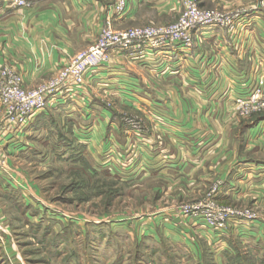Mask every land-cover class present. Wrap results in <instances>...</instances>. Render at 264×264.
Listing matches in <instances>:
<instances>
[{"label": "crops", "instance_id": "crops-1", "mask_svg": "<svg viewBox=\"0 0 264 264\" xmlns=\"http://www.w3.org/2000/svg\"><path fill=\"white\" fill-rule=\"evenodd\" d=\"M116 1L33 0L32 8L15 12L9 7L13 0H0V63L14 61L27 82H38L62 66L66 55L85 48L108 14L116 27L125 28L165 23L180 9V0H127V9L120 15L113 7ZM238 1L245 7L257 2ZM112 54L116 58L93 71L83 91L54 97L25 129L6 127L0 134L6 157L0 155V185L19 189L29 209L44 211L42 197L8 162L27 155L34 139L27 137L47 130L45 119L61 110L58 126L71 134L73 125L75 137L95 161L107 154L113 160L127 154L133 165L128 180L138 175L178 180L191 176L199 186L197 198L209 178L219 173L224 179L220 200L255 197V205L263 206L264 115L240 125L245 129L242 153L236 149L227 116L236 97L248 95L255 86L264 87V8L243 12L234 32L217 26L198 29L190 47H146L141 55L131 50ZM98 93L111 95L117 106L143 114L150 132L141 138L125 131L117 119L119 109ZM217 156L225 160L214 169ZM168 210L131 222L129 228L149 241L187 244L195 259L207 254L216 264L223 263L229 238H239L243 244L250 237L264 242L263 216L245 225L247 229L232 224L219 234L208 231L200 218L184 223L169 216Z\"/></svg>", "mask_w": 264, "mask_h": 264}, {"label": "rangeland", "instance_id": "rangeland-1", "mask_svg": "<svg viewBox=\"0 0 264 264\" xmlns=\"http://www.w3.org/2000/svg\"><path fill=\"white\" fill-rule=\"evenodd\" d=\"M190 1L202 12H214L225 17L264 8V0H257L249 7L240 5L238 0H218L215 4L203 0H180V9L171 20L125 28L116 27L113 17L108 14L99 33L91 36L92 40L85 48L66 55L62 66L38 82L29 83L24 78L23 87L28 93H39L58 82L77 78L76 72L82 61L80 57H86L88 60L91 46L108 40L109 26L115 32L147 26H175L185 15L194 17L191 13L193 6H189ZM33 5L34 2L28 5H16L12 2L9 7L18 12L32 8ZM192 36L195 39V33H192ZM113 58L116 57H113L111 52L109 61L101 66L111 62ZM89 62L91 61L88 60L82 73L81 81L84 84L79 91H83L84 86L89 84L88 79L95 71ZM98 68L99 66L96 67ZM3 71H8L6 79L12 87H16L18 82L11 76L12 73L21 74L16 63L3 60L0 63V79ZM257 88L264 87L255 86L252 91ZM98 97L119 109L117 119L125 131L137 133L141 138L150 132L148 119L143 114L117 106L111 95L98 93ZM231 106L227 116L228 126L233 131L237 151L242 153L245 146V129L240 125L264 115V98L247 106H239L235 102ZM60 111L56 110L52 116L45 119L44 123L49 125L47 130L27 137L29 140L34 137L27 155L21 159L12 157L8 162V165L26 178L42 197L40 201L45 204V209L41 213L29 209L19 189L0 185V264H216L207 254L195 259L187 244L149 241L143 235H137L134 228L133 231L130 230L129 226L145 217L154 218L166 211L169 213L168 209L171 210L169 216L174 215L184 219V223H189L190 217H187L184 211L188 206L196 204L210 207L216 205L220 211L232 209L256 216L252 220L229 221V226L233 224L232 227L236 229L241 224L247 229L245 225L249 227L248 225L258 218L264 217V205H255V197L251 200L248 198V201L220 200L224 179L219 173H214L209 178L208 184L203 185L204 191L197 194V198L195 188L199 186L191 176L183 180L172 177L167 180L138 175L128 180L127 172L133 165H129L127 154H121L116 160L107 154L101 161H95L75 137L73 125L71 134L58 126L63 114ZM0 115V134L6 131V127H17L8 121L7 107L2 106ZM130 120L135 122V127L129 124ZM4 153L0 148V155ZM3 157L5 160V154ZM224 160L225 157L217 156L213 164L214 169H218ZM207 229L212 233L227 232L210 227ZM246 239L247 241L243 239L246 241L243 244L239 238H229V251H226L222 264H264V242L256 237Z\"/></svg>", "mask_w": 264, "mask_h": 264}, {"label": "built area", "instance_id": "built-area-1", "mask_svg": "<svg viewBox=\"0 0 264 264\" xmlns=\"http://www.w3.org/2000/svg\"><path fill=\"white\" fill-rule=\"evenodd\" d=\"M33 0H14L13 3L16 5H28ZM189 6H193L192 15H185L181 18L178 25L162 28L155 26L139 27L127 29L123 32H115L109 26V38L106 42L92 45L88 54V60H90V66L96 70V67H100L106 61H109V55L113 50L118 52H124L131 50L132 53L137 55L143 54L146 47L148 48H162L170 47L173 45H182L184 47H190L194 38L192 33L203 26H217L226 28L229 31L239 25L242 12L230 17H225L222 14L214 12H202L198 9L197 5H194L190 1ZM127 9V0H117L115 3V12L117 14H123ZM81 65L78 67L76 72L77 78L65 80L64 82L57 83L55 86L46 87V90H42L39 93L32 92L28 93L23 87L22 83L24 80L23 75L12 73L11 76L16 78L17 86L12 87L11 83L7 81L6 76L8 71L2 72V79H0V104L3 107L8 108L9 118L8 121L16 131L23 130L27 127L32 119L39 112L44 110L51 100L62 94H74L79 93L78 90L83 86L81 76L85 71L88 60L86 57H80ZM79 78V79H78ZM264 98V88H257L251 91L246 96L236 97L234 102L239 105H248L253 102H260ZM131 126L135 127V122L130 120ZM13 129V130H14ZM216 207V208H215ZM193 205L188 206L184 211L185 215L190 218H200L202 221L212 229L218 231H224L229 227V221L232 220H252L256 216L247 215L243 212L228 209L220 211L219 207Z\"/></svg>", "mask_w": 264, "mask_h": 264}]
</instances>
